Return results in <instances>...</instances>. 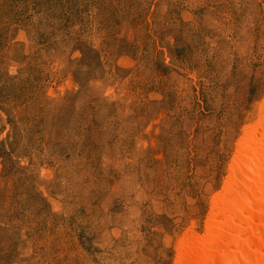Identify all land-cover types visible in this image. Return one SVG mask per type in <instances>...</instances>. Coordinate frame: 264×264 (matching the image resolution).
Returning a JSON list of instances; mask_svg holds the SVG:
<instances>
[{
  "label": "rangeland",
  "instance_id": "1",
  "mask_svg": "<svg viewBox=\"0 0 264 264\" xmlns=\"http://www.w3.org/2000/svg\"><path fill=\"white\" fill-rule=\"evenodd\" d=\"M263 109L264 0H0V264H178Z\"/></svg>",
  "mask_w": 264,
  "mask_h": 264
},
{
  "label": "bare ground",
  "instance_id": "2",
  "mask_svg": "<svg viewBox=\"0 0 264 264\" xmlns=\"http://www.w3.org/2000/svg\"><path fill=\"white\" fill-rule=\"evenodd\" d=\"M259 118L214 200L207 237L182 236L178 264H264V109Z\"/></svg>",
  "mask_w": 264,
  "mask_h": 264
}]
</instances>
